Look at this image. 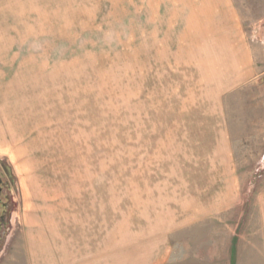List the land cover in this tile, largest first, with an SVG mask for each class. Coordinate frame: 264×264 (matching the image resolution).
Masks as SVG:
<instances>
[{
    "label": "rangeland",
    "instance_id": "1",
    "mask_svg": "<svg viewBox=\"0 0 264 264\" xmlns=\"http://www.w3.org/2000/svg\"><path fill=\"white\" fill-rule=\"evenodd\" d=\"M4 59L40 106L0 113V264H30L29 240L39 264L59 230L80 248L111 235L96 264H264V0H0ZM191 181L230 201L158 219Z\"/></svg>",
    "mask_w": 264,
    "mask_h": 264
},
{
    "label": "crops",
    "instance_id": "2",
    "mask_svg": "<svg viewBox=\"0 0 264 264\" xmlns=\"http://www.w3.org/2000/svg\"><path fill=\"white\" fill-rule=\"evenodd\" d=\"M236 46H239V45L237 43L231 44V47H236ZM232 77H233V79L236 80L238 75L237 74L232 75ZM239 79H242V78H239ZM236 83H237V81H236ZM236 83L234 82L233 85ZM216 87H217V90L221 87L219 85V81H218V84ZM216 87H215V90H216ZM217 115H218L217 116L218 119L217 120L215 119V122L219 120L220 113L218 112ZM224 137H225L224 130L221 129L217 138L211 144V147L217 146V149H213L212 152L210 151L209 155L211 157V161L218 160L222 157L224 158L225 155H227L226 149H224V147L227 148L228 142H227L226 138H224ZM219 147H221V149H218ZM184 155H186V156H183L184 158L187 157L186 151H184ZM222 161H223V159H222ZM209 171L213 172V169L211 168V169H209ZM220 173L221 172L216 171V176L213 179H223L224 178V176H222L223 173H221V174ZM194 182L195 181H193V182L191 181V184H189L188 190H190V194H188V198L187 197L184 198L185 200L182 201V206L181 207L179 206L180 207L179 209L173 210L171 214H168L165 211V212H163L162 215H158L156 217L159 219V217L162 216L165 221L167 220V221H171L174 223L175 220H176V222H177V220H184V217H185L184 214H186L187 209H189V207L193 208V209H191V210H193L192 211L193 213L191 215L193 217H196L198 215H202L201 213H206V212L210 211L209 207H211V209H213V210H214V208L215 209H219L221 207L223 208L225 206L224 204H227L230 201V196H231L232 191H231V189L229 191L227 189V186L223 185L222 187H220L218 192H216L215 194H213L211 196V199L209 200L208 205H207V203L203 204L204 200H202V196L204 195V192H202L200 190L199 186ZM165 185H166V183H165ZM175 187L177 188L178 186L175 185ZM153 202H155V201H153ZM152 204H154V203H152ZM162 204H163L162 201L160 203H158V205H160V206ZM142 205H144V204H142ZM142 205L141 206L137 205L138 211L140 210V212H139L140 215H141V213H144L143 210H145V208L141 209ZM202 211H206V212H202ZM146 217H145V219H146ZM152 217L155 219L154 216H152ZM142 218L144 219V217H142ZM153 228H155V225H153ZM149 233H151V232H149ZM71 235L65 236V234H63L62 231H60V230L57 231V234H56V236H54L53 239L51 238V236H46V234H45L43 237L44 239L41 240L42 239V235H41L39 238L40 243H39V249H38L40 252L39 264H96V262H95L96 254H97V256H101L100 259L104 260L106 258V253H108L110 251L107 249L106 243L111 242V239H112L111 235L108 238L106 237V235L102 237V239H101L102 242L99 244L98 249H95V245H92V247L89 245V248L88 247L86 248L85 243L80 248V246H77L78 244H80V242H78V240L75 239L76 238L75 236H71ZM65 238H66L67 242H68V240L71 241L70 245L65 244ZM27 242H29V244H27V246L25 248H26L27 252L31 253V255H28V256H29V262H30V264H32L31 260L34 259V257H35V255H33V252L35 249L31 245V240H29ZM88 242H90V240H88ZM92 244H95V242H93ZM35 248L37 249V246H35ZM34 264H36V263L34 262Z\"/></svg>",
    "mask_w": 264,
    "mask_h": 264
},
{
    "label": "bare ground",
    "instance_id": "3",
    "mask_svg": "<svg viewBox=\"0 0 264 264\" xmlns=\"http://www.w3.org/2000/svg\"><path fill=\"white\" fill-rule=\"evenodd\" d=\"M6 4L8 5V3H6ZM2 8H4V7H2ZM3 61H4V63H2L3 68H4V70H8V71L5 72V71L0 70V94L1 93L3 94V99L0 97V113H4V112L15 113L16 110L20 109V107H18V106H26L27 105V107H28L30 104H34L32 102V99H38V98H36L37 95H33L34 92L32 93V91L34 89H30L31 87L29 88L30 90H28V91H26L25 89L21 90V88L26 86V84L28 82L25 79L26 74L28 75V73H29V72L27 73V71H26L27 69L25 67V65H27V63L19 62L18 63L19 65H17L16 67H13V66H11V65H13V63L8 62L5 59ZM27 68H29V67H27ZM30 80H32V79H30ZM19 84H20V86H19ZM34 84H35V82H34ZM36 84H37V82H36ZM37 92L40 93L41 91L39 90ZM19 93H21V94L19 95ZM38 93H36V94H38ZM45 94L42 95L43 97L41 95L40 96L42 98H47V96ZM37 106L35 105V107L38 109L40 104L38 103ZM16 112H18V111H16ZM1 115L2 114H0V116ZM4 124H6V125L9 124L7 119L4 120Z\"/></svg>",
    "mask_w": 264,
    "mask_h": 264
},
{
    "label": "flooded vegetation",
    "instance_id": "4",
    "mask_svg": "<svg viewBox=\"0 0 264 264\" xmlns=\"http://www.w3.org/2000/svg\"><path fill=\"white\" fill-rule=\"evenodd\" d=\"M10 184L5 172L0 166V240L5 235L7 228V215L10 206Z\"/></svg>",
    "mask_w": 264,
    "mask_h": 264
}]
</instances>
